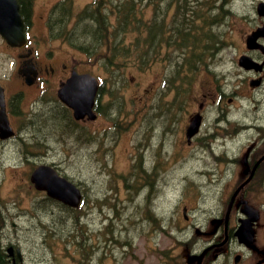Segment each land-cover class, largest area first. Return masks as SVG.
Masks as SVG:
<instances>
[{
    "label": "flooded vegetation",
    "instance_id": "flooded-vegetation-1",
    "mask_svg": "<svg viewBox=\"0 0 264 264\" xmlns=\"http://www.w3.org/2000/svg\"><path fill=\"white\" fill-rule=\"evenodd\" d=\"M68 2L0 0V9L17 6L25 36V41L15 46L9 45L0 36V57L4 58L3 64L11 69L9 74L0 75V113L4 112L14 132L10 138L0 139V144L14 142L22 155V158L17 159L19 164L27 162L33 168L49 165L57 171L58 164L53 161L47 163L45 157L65 151L68 145L69 148H84L87 151V147L91 146L95 157L114 139L115 119L120 117L114 116V112L118 113L113 107L114 85L109 80V73L103 78L96 76L99 86L93 101V120L87 117L75 120L72 111L59 99L58 92L72 72L86 73L69 65V53L63 44H54V41L64 40L63 27L59 25L65 21ZM83 5V8L92 5V0ZM256 5L252 26L240 32V46L231 61L224 59L221 66L217 65L225 50L215 51L214 55L204 50L200 52V58L185 66H175L172 56L170 74L164 73L158 83L149 82L148 88L139 90L142 92L139 97L142 106L139 108L141 113L135 115V121L140 122L143 130L145 156L144 162L140 161L137 174L139 185H133L134 192L139 188V192L146 198L154 195L155 191L161 195L163 187L159 186H163L166 175L161 171L162 162L157 152L153 151L151 143L159 139L161 146L166 147L168 138L175 136L178 138L174 140L173 147L177 151L185 149L187 152H205L212 159L206 164L213 163L216 168L213 169L209 164L206 170L194 172L193 169L189 173L182 171L174 186H190L189 183L196 185L204 181L210 194L215 189V193L225 199L221 213L208 214L209 227H197L192 222L194 215L189 213L185 203L179 206L180 211L177 206L174 213H171V217L176 216L181 222L175 225L172 222L171 226H167L171 234L178 232L179 238L185 229L193 227L194 235L203 238L201 244L194 236L187 242L178 239L181 247L188 250L183 256V264H264V213L255 203L264 197V113H258V110H264V16L257 13ZM145 6L147 8L142 14L144 25L147 9L150 11L149 16H154L156 21L160 20V15L167 19L173 13L175 0L146 1ZM101 7L108 8V5L104 2ZM153 7L158 10L153 12ZM111 14L108 11V23L109 18L113 17ZM169 27L165 28V39L171 36ZM254 32L257 34L256 39L248 47L245 40ZM241 56L250 58L253 65L250 68L238 65ZM96 60L95 64L101 70L111 69L103 67L98 58ZM230 63H233V68L227 65ZM240 102H252L256 107L252 113H233L242 111ZM127 116H122L123 121ZM14 120L18 125H13ZM81 123L90 125L89 139L86 141L90 145L86 147L71 138L73 132H76L74 129ZM68 124L71 129H68ZM189 129L194 133L188 137ZM128 178L129 173L123 185L131 191ZM74 184L81 194L77 208H68L45 192L36 190L42 193L41 201L47 203L38 213H75L77 232L74 244L81 256L80 263L97 264L98 231L89 229L86 217L89 209L95 206L93 202L98 200V187L92 184V203L89 207L85 204L89 199L86 185L81 181ZM108 187L104 198L110 195L111 189ZM246 203L258 213H251L252 216L242 213ZM248 215H255V219L251 222L252 241L247 245L236 232ZM13 219L14 216L7 210L2 244L11 262L22 264L21 249L18 242L14 241L20 238L19 229L16 223L11 222Z\"/></svg>",
    "mask_w": 264,
    "mask_h": 264
},
{
    "label": "rangeland",
    "instance_id": "rangeland-1",
    "mask_svg": "<svg viewBox=\"0 0 264 264\" xmlns=\"http://www.w3.org/2000/svg\"><path fill=\"white\" fill-rule=\"evenodd\" d=\"M69 1L75 14L83 9V4L91 0ZM259 1L264 0L199 1L196 7L200 12H204L206 16L204 20L211 16L217 17L213 25H206L204 30L219 33V36L215 37L218 42L215 49L225 48L218 66L223 64L224 59L228 62L234 57L235 50L240 46L239 34L252 26L255 5ZM146 8L145 6L143 10ZM149 12L148 9L145 11L146 23L155 19L149 16ZM165 22L171 25V17L164 18L163 25ZM200 24L202 21L197 22L198 27ZM163 25L162 29H164ZM132 38L133 36L128 34L127 42ZM201 41L199 39L198 46L201 45ZM58 43L63 44V48L68 51L67 58L70 66L94 76L102 78L106 76L105 71L95 64L97 61L95 58L92 57L93 60H91L81 50L70 46L67 41L62 39L54 41V44ZM201 49L197 48L193 54L187 51L183 58L188 61L192 59V63L198 57L200 58ZM172 51L159 50V55L148 69L146 67L143 70L134 67L126 68L122 85L115 84L113 107L117 109L118 114L114 112V116L120 115V117L115 119L114 139L110 140L107 148H102L94 157L93 148H90V144H86L89 139L90 125L81 123L74 129L76 132H73L74 135L71 138L79 141L84 147L89 146L88 151L84 148L81 150L69 148L68 145L65 151L51 153L45 157L47 163L53 161L58 164L59 174L69 177L75 183L81 181L86 185L89 193V199L85 203L87 206L91 207L92 203V184L98 187V200L93 202L95 206L89 209L86 217L89 229L98 231L97 264H183V256L188 250L181 247L178 239L187 242L190 237L196 236L193 227L185 229L179 238L178 232L171 234L167 226H171L172 222L173 225L181 224L179 218L171 217V213H174L177 206L180 211L179 206L185 203L188 205L189 213L194 215L192 222L197 224V227H205L209 219L208 214L221 213L224 210L225 199L216 194L215 189H213L214 195L210 194L204 181L196 185L189 183L190 186H174V182L182 171L189 173L193 169L194 172L206 170L209 164L213 169L216 168L213 163L206 164L212 159L205 152L200 150L187 152L185 149L177 151L173 147L174 140L178 138L175 136L168 138L169 143L166 147L161 146L159 139L151 143L153 151L157 152L162 162L161 171L163 175H166L163 186H159V188L163 187L161 195H157L155 191L151 198H146L141 191L139 192V188H136L134 192L133 185H139L137 174L140 161L144 162L145 156L143 130L140 128V122L135 121V115L141 113L139 108L142 106L139 101L142 92L139 90L148 88L149 82L158 83L160 78L163 79L164 73L169 75L171 57L173 56L172 59L177 62V53ZM103 54V51H98L96 59H100ZM160 57L166 59L164 64ZM3 60L4 58L0 57V75L9 74L11 71L9 66L3 64ZM227 65L232 68L234 66L233 63ZM181 66L185 65L181 64ZM243 103L240 102L242 111L233 113H252L256 107L251 104L252 102ZM235 105L238 106L237 103ZM258 113H264V110H258ZM123 115H128L124 121ZM12 123L15 126L16 120ZM68 129H71L70 124ZM18 158H22V155L14 142L0 144V209L5 216L6 211L9 210V213L14 216L11 222L18 225L20 238L14 241L18 242L21 249L22 264H81V256L78 255L77 247L75 248L69 236L68 229L72 223H62L61 218L63 219L64 216L61 213H38L47 203L41 201L42 193L37 192L29 182L33 165L27 162L19 164ZM135 164L137 166H134ZM147 167L149 168L148 164ZM128 173L131 191L126 190V186L123 185L126 183L123 177L127 178ZM108 185L111 189L110 195L104 198ZM255 203L264 213V205H262L264 197L257 199ZM161 226H163L162 229ZM196 239L199 244L203 242L202 237H196Z\"/></svg>",
    "mask_w": 264,
    "mask_h": 264
},
{
    "label": "trees",
    "instance_id": "trees-1",
    "mask_svg": "<svg viewBox=\"0 0 264 264\" xmlns=\"http://www.w3.org/2000/svg\"><path fill=\"white\" fill-rule=\"evenodd\" d=\"M95 1L94 6H86L74 15L72 14L71 3L68 2L65 8V21L59 27H65V24L68 25L69 19H71V16L73 17L70 29L67 27L65 38L71 46L81 50L91 60L94 58L96 60V53L99 50L106 49L103 51L104 54L99 62L103 67L111 68L105 70V72L109 73L111 77L109 80L113 82L114 87L115 84L118 85L124 82L126 68L134 67L140 70L145 67L146 69L150 68L154 59L159 55L156 52L160 49L176 51V66H181V64L189 65L192 61V59L188 61L183 58L187 51H189V54L190 52L193 54L197 48H202L199 53L205 50L213 54L214 49L217 48L216 44L218 42L215 37L219 36V33L204 30L206 25H213L217 17L211 16L204 20L206 18L204 12H200L196 7L200 0H175L173 13L170 16L171 26L168 31L171 36L168 40L159 37L160 34L163 35L167 32L165 28L168 24L165 22V25H163V15H160L159 21L149 20L145 26V32L143 30V24L140 20L142 10L146 1H154L114 0L115 18L113 24L108 23L107 13L103 14L100 11L101 0ZM212 6L216 7L215 5ZM157 10L153 7V11L156 12ZM200 21H202V24L198 27L197 22ZM162 25L164 29H162ZM128 34L133 36L129 42L126 40ZM199 39L202 40L200 46H198ZM170 69L171 67H169ZM65 216L72 222L68 231H70L71 240H75L77 232L76 214L66 213ZM5 217V213L0 209V264H13L2 244Z\"/></svg>",
    "mask_w": 264,
    "mask_h": 264
},
{
    "label": "water",
    "instance_id": "water-1",
    "mask_svg": "<svg viewBox=\"0 0 264 264\" xmlns=\"http://www.w3.org/2000/svg\"><path fill=\"white\" fill-rule=\"evenodd\" d=\"M259 15H264V3L260 2L257 5ZM256 32L246 38L248 47L255 41ZM0 36L10 45H20L25 41L23 25L17 11V6L14 5L11 9H0ZM239 65L244 68H250L253 65L250 58L241 56ZM99 83L96 77L90 73L72 72L58 92L60 100L72 109L73 117L76 120L87 117L89 120L94 119L92 112L94 96L98 89ZM194 133L189 129L187 136ZM13 135V131L8 124L4 112L0 113V139H7ZM30 182L37 190H44L48 196L61 201L70 206L77 207L80 201L78 190L68 183L64 178H60L54 170L48 166H38L30 174ZM242 213H257L245 204L241 210ZM246 218L242 225L238 228L236 235L247 245L252 241L251 222L253 217ZM10 251V249H9Z\"/></svg>",
    "mask_w": 264,
    "mask_h": 264
},
{
    "label": "bare ground",
    "instance_id": "bare-ground-1",
    "mask_svg": "<svg viewBox=\"0 0 264 264\" xmlns=\"http://www.w3.org/2000/svg\"><path fill=\"white\" fill-rule=\"evenodd\" d=\"M82 27V26H81ZM87 31H88V29H87ZM101 31V30H100ZM85 32V31H84ZM80 35V34H79ZM122 85V84H121ZM113 89V88H112ZM112 93V92H111ZM63 112V111H62ZM65 113V112H64ZM70 135V134H69ZM63 136V135H62ZM74 137H76V136H74ZM84 137V136H83ZM84 140V139H83ZM93 140V139H92ZM84 142V141H83ZM156 143V142H155ZM144 145V144H143ZM157 147V146H156ZM157 150V149H156ZM147 173V172H146ZM156 177V176H155ZM156 180V179H155ZM151 198V197H150ZM152 202V201H151ZM152 204V203H151ZM150 205V204H149ZM46 207V206H45ZM37 211V210H36ZM148 212V211H147ZM83 213V212H82ZM64 216V215H63ZM62 219V218H61ZM152 222V221H151ZM153 223H155V222H153ZM55 226V225H54ZM59 226V225H58ZM41 227V226H40ZM53 228V227H52ZM123 229V228H122ZM2 231H4V230H2ZM56 231V230H55ZM82 231V230H81ZM86 231V230H85ZM3 233V232H2ZM7 233V232H6ZM5 233V234H6ZM48 233V232H47ZM4 235V234H3ZM2 235V236H3ZM47 235V234H46ZM14 237V236H13ZM90 237V236H89ZM110 238V237H109ZM9 239V238H8ZM7 244V243H6ZM85 244V243H84ZM13 245V244H12ZM19 264V263H18Z\"/></svg>",
    "mask_w": 264,
    "mask_h": 264
}]
</instances>
